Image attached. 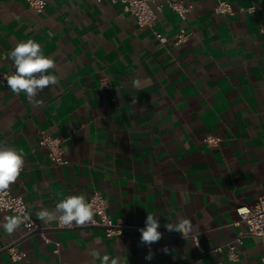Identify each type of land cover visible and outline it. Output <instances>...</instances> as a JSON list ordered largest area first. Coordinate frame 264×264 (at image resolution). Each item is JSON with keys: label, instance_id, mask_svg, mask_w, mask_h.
<instances>
[{"label": "crops", "instance_id": "1", "mask_svg": "<svg viewBox=\"0 0 264 264\" xmlns=\"http://www.w3.org/2000/svg\"><path fill=\"white\" fill-rule=\"evenodd\" d=\"M187 1L186 20L165 8L140 28L120 2L48 0L39 12L25 0H0V75L15 70L14 46L33 39L59 80L38 94L39 105L0 82V144L25 159L9 190L35 218L69 195L88 200L99 191L125 228L116 236L89 224L52 230L60 253L38 234L26 237L22 224L11 235L0 228V246L19 239L26 254L15 262L0 247V264H101L103 255L127 264H264V238L246 234L237 260L212 250L247 232L237 207L264 196V0H232L233 13L215 12L218 0ZM252 5L253 13L241 10ZM155 30L191 35L165 45ZM43 132L72 136L67 164L50 160ZM210 133L223 137L220 146L204 142ZM148 213L163 233L150 248L139 232ZM6 216L16 215L0 210V224ZM179 218L194 225L189 240L164 227ZM194 234L207 249L201 259Z\"/></svg>", "mask_w": 264, "mask_h": 264}, {"label": "built area", "instance_id": "2", "mask_svg": "<svg viewBox=\"0 0 264 264\" xmlns=\"http://www.w3.org/2000/svg\"><path fill=\"white\" fill-rule=\"evenodd\" d=\"M31 6L37 9V11L42 12L45 10L48 0H25ZM103 1V0H98ZM111 2H120L123 5L125 12L132 14L136 18V22L140 28L152 27L154 26L156 20L158 19L159 12H162L165 8H170L177 12V14L186 20L192 11L194 5L187 0H110ZM256 6L252 5L248 8H241L242 11H247L253 13L256 11ZM217 13H233L234 6L232 0H218L214 7ZM157 38L165 45H175L181 42L187 41L191 35L190 32L181 30L176 34L175 38L170 39L164 33L159 30H155ZM7 73H2L0 75V82L6 84L4 79ZM105 88H110V82L105 79L103 82ZM72 138L71 135L67 136H54L49 133L43 132L41 134L39 144L45 147L48 151L50 160L58 165H64L69 162L65 157V142ZM204 142L211 146H220L223 142V137L218 134H207L203 138ZM93 205L94 210V223H89L91 226L103 227L108 236L120 235L125 231V228L118 223H116L109 213L108 210V200L105 196L99 192L95 191L91 197L87 200ZM0 210H8L14 213L16 216L24 219V217H29L22 225L26 231V237L32 235H40L47 243L54 242L55 253H60L59 241H53L49 232L56 229H72L77 226L75 224L72 227H60L58 222H52L50 225L40 222L35 218L30 210L28 203L24 196L12 193L9 189L0 192ZM237 213L241 220L247 224V232L240 233L232 240L219 244L212 248L214 251H224L226 250L229 258L232 260H237L238 258V248L243 244L244 236L246 234L264 238V196H261L257 202L251 205L242 204L237 207ZM194 240L198 242L196 244L199 255L198 258L201 259L202 255L207 252V249L201 243L199 236L194 234ZM20 240H14L5 246H0L1 249H6L11 259L15 262L22 260L25 257V252L20 247ZM57 264H65L58 262Z\"/></svg>", "mask_w": 264, "mask_h": 264}, {"label": "clouds", "instance_id": "3", "mask_svg": "<svg viewBox=\"0 0 264 264\" xmlns=\"http://www.w3.org/2000/svg\"><path fill=\"white\" fill-rule=\"evenodd\" d=\"M9 58L15 70L4 77L7 87L17 96L24 93L30 103L42 104V100L36 99L38 94L59 83L56 75L49 74L50 70L56 67L54 59L45 56L41 45L33 39L18 42L9 53ZM139 84L138 80L133 81L134 87H138ZM24 165L25 159L22 153L7 144H0V192L8 190L10 185L17 181ZM35 215L37 219L49 225L54 221L58 222L60 227H72L74 224L86 226L95 222L93 205L84 195H69L58 201L54 210L44 208ZM28 219L29 217L21 219L18 216H6L0 228L11 235ZM160 227L158 215L148 213L145 226L139 229L140 243L150 248L152 244L159 242L163 237V233L158 231ZM164 227L168 232L180 233L185 240H189L194 230V225L188 218H179L175 222L165 224ZM192 242L198 244L194 239ZM163 251L167 252L168 249L165 247ZM96 255L99 258V254ZM152 256L153 253L149 251L145 259L151 260ZM100 259L101 264H122V262L127 264L121 256L103 255Z\"/></svg>", "mask_w": 264, "mask_h": 264}]
</instances>
